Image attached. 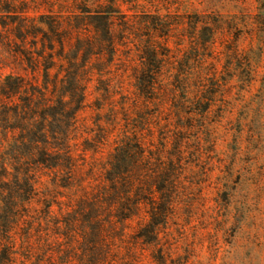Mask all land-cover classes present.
I'll return each mask as SVG.
<instances>
[{
  "label": "trees",
  "instance_id": "1",
  "mask_svg": "<svg viewBox=\"0 0 264 264\" xmlns=\"http://www.w3.org/2000/svg\"><path fill=\"white\" fill-rule=\"evenodd\" d=\"M156 6L0 0V264H185L171 226L214 90L194 66L160 80L171 47L155 31L172 26ZM203 23L186 48L214 46Z\"/></svg>",
  "mask_w": 264,
  "mask_h": 264
},
{
  "label": "rangeland",
  "instance_id": "2",
  "mask_svg": "<svg viewBox=\"0 0 264 264\" xmlns=\"http://www.w3.org/2000/svg\"><path fill=\"white\" fill-rule=\"evenodd\" d=\"M154 1L161 8L156 24L172 26L169 38L155 31L171 47L159 48L160 80L178 84L194 66L214 90L209 108L192 122L188 200L171 226V241L179 243L185 264H264V0ZM190 13L218 29L212 48H186L195 28L205 25ZM235 43L240 47L226 48ZM130 51L121 58L133 69L140 61ZM164 123L159 115L157 136Z\"/></svg>",
  "mask_w": 264,
  "mask_h": 264
}]
</instances>
